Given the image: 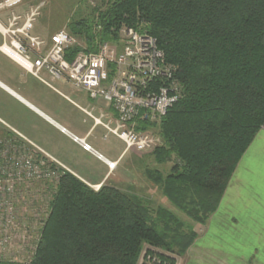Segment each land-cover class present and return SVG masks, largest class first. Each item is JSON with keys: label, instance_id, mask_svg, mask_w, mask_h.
I'll return each instance as SVG.
<instances>
[{"label": "trees", "instance_id": "trees-1", "mask_svg": "<svg viewBox=\"0 0 264 264\" xmlns=\"http://www.w3.org/2000/svg\"><path fill=\"white\" fill-rule=\"evenodd\" d=\"M102 6L92 20L69 26L84 46L69 48L65 59L116 44L123 28L157 41L177 69L181 99L159 125L140 123L138 130L159 128L157 162H175L155 181L174 209L205 225L264 125V0H109ZM183 226L171 211L153 214L116 187L95 192L63 171L31 264H139L153 248L171 254H158L161 264H176L198 236L184 234Z\"/></svg>", "mask_w": 264, "mask_h": 264}, {"label": "crops", "instance_id": "crops-1", "mask_svg": "<svg viewBox=\"0 0 264 264\" xmlns=\"http://www.w3.org/2000/svg\"><path fill=\"white\" fill-rule=\"evenodd\" d=\"M8 17V13L0 12V23L6 25ZM3 43L0 33V47ZM115 118L108 104L92 101L85 91L74 88L66 79H55L46 71L35 76L0 50V138L6 137L8 126L44 150L49 163L98 189L116 177L109 172L108 162L119 166L127 155L125 147L111 148L109 138L105 139L110 134L97 122L114 127ZM112 137L114 142L121 141ZM74 138L90 145L93 152L83 150ZM176 261L264 264L263 132L241 159L218 210L202 234Z\"/></svg>", "mask_w": 264, "mask_h": 264}, {"label": "built area", "instance_id": "built-area-1", "mask_svg": "<svg viewBox=\"0 0 264 264\" xmlns=\"http://www.w3.org/2000/svg\"><path fill=\"white\" fill-rule=\"evenodd\" d=\"M23 1L5 0L0 3V12L9 15L6 25L0 23V33L4 38L0 50L16 62L11 54L20 57L26 65L18 63L35 76L46 71L55 79H66L74 88L85 91L92 101L108 104L116 116L115 126L97 122L124 143L125 153H143L156 148L159 139L147 131H139L140 123L161 121L181 99L177 69L166 63L157 41L148 34L124 28L120 45L101 44L96 53L82 51L70 62L65 59V53L78 45L77 40L68 32L61 31L52 36L51 46L47 48L45 40L32 35L40 8L16 12ZM7 128L6 137L0 138V248L10 246L22 232V224L15 217L16 203L11 201L15 198L12 195L20 188L49 181V178L57 179L58 185L62 176L52 168L49 155L44 150L17 131ZM260 132L264 133V125ZM74 140L80 142L77 138ZM80 144L86 152H93L87 143ZM117 167V163L108 162L110 172ZM5 213L7 215L3 217ZM146 255L144 252L141 263L161 264L149 255L146 258Z\"/></svg>", "mask_w": 264, "mask_h": 264}, {"label": "rangeland", "instance_id": "rangeland-1", "mask_svg": "<svg viewBox=\"0 0 264 264\" xmlns=\"http://www.w3.org/2000/svg\"><path fill=\"white\" fill-rule=\"evenodd\" d=\"M108 1L109 0H24L23 3L18 6L16 12L22 13L29 10L31 7L40 8V16L34 23L32 35H40L39 37H43V40L46 39L47 48H49L53 35L61 31L70 33L69 26L74 21L93 18L95 15L94 11L97 9L99 11V8L100 11L104 10L102 4L104 2L108 3ZM121 31L119 33V40L116 42V44L119 45L123 37ZM78 42V44L84 46L82 41L78 40ZM121 49L122 46H120V50ZM159 123L160 121L155 124L159 125ZM147 132L159 139L160 142L158 146L143 153L128 152L127 155L123 157L117 169L111 172L114 173L116 177L109 179L104 185L116 187L120 191L143 201V203L151 209L153 214H155L158 209H166L175 213L179 221L184 225L181 231L184 234H190L192 232L197 233V237H199L206 224L199 225L174 209L166 198H164L159 184L155 181L157 173L164 177L167 176L175 161L172 159L165 164H159L157 162L155 156L156 150L163 145V141L159 135V128H151L148 129ZM112 136L111 134L108 135V144H110L111 148L114 150L123 149L125 145L119 140L114 142L115 140ZM51 165L57 173L59 172L58 176L64 171L61 166ZM56 180L54 178H49V181L20 188L15 195H12L16 198H11V201L16 203L15 217L19 223L22 224V232L17 234L18 237L14 239L10 246L0 248V262H14L19 264H31L33 262L38 243L43 234L44 229L42 228H44L43 226H45L49 220L50 205L57 185ZM90 188L95 192L100 190V188L97 189V187ZM47 211L48 214H46ZM6 215L5 213L3 217H6ZM152 250L150 253H154L148 255L150 258H155L157 263L162 260L158 254L163 253L165 256H171V254L169 255L160 249L153 248ZM147 252L146 250V253ZM148 255H146V258ZM175 258L176 260L177 258L180 260L183 257ZM140 263L141 261H139V264ZM144 263L145 261L141 264Z\"/></svg>", "mask_w": 264, "mask_h": 264}, {"label": "bare ground", "instance_id": "bare-ground-1", "mask_svg": "<svg viewBox=\"0 0 264 264\" xmlns=\"http://www.w3.org/2000/svg\"><path fill=\"white\" fill-rule=\"evenodd\" d=\"M11 54V53H10ZM12 57L14 56L16 58V60L19 62V63H22L23 65H26V62H24L20 57H18L17 55H15L14 53L11 54ZM22 66V65H21Z\"/></svg>", "mask_w": 264, "mask_h": 264}]
</instances>
